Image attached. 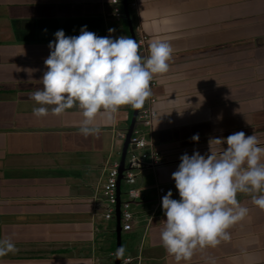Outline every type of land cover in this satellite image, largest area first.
Instances as JSON below:
<instances>
[{"label":"crops","instance_id":"crops-1","mask_svg":"<svg viewBox=\"0 0 264 264\" xmlns=\"http://www.w3.org/2000/svg\"><path fill=\"white\" fill-rule=\"evenodd\" d=\"M126 1L134 35L147 37L138 53L146 55L152 40L167 41L172 51L168 70L153 75L156 117L142 129L161 164L139 173L136 185L144 192L131 204L133 220L125 243L121 239L122 260L264 264V210L252 204V193H236L248 211L226 229L229 239L214 247L197 248L190 259L176 261L159 240L160 197L171 188L172 198L178 199L170 173L182 153L206 155L208 148L219 147L208 145L209 138L238 130L252 133L264 146V18L253 20L250 14L224 26L209 18L221 0ZM239 2L226 4L239 12ZM113 7L110 0H0V239L7 237L15 246L0 255V264H114L115 236L111 225L100 223L111 221L101 216L98 191L111 164L104 157L114 142L121 143V152L124 141L116 134L127 130L133 108L119 106L110 123L96 116L99 131L85 136L78 131L81 116L75 104L60 115L38 119L31 113L36 102L28 95L42 87L47 42L56 29L76 35L85 25L99 36L124 35L119 25L124 16H112Z\"/></svg>","mask_w":264,"mask_h":264},{"label":"clouds","instance_id":"clouds-1","mask_svg":"<svg viewBox=\"0 0 264 264\" xmlns=\"http://www.w3.org/2000/svg\"><path fill=\"white\" fill-rule=\"evenodd\" d=\"M52 36L43 59L46 68L39 78L42 87L28 94L36 102L31 113L38 119L49 113L60 115L75 104L81 116L78 131L85 136L99 131L96 116L110 123L121 105L141 108L151 95L153 75L169 67L172 47L165 40L149 42L147 54L142 56L135 41L138 35L113 39L81 25L76 35L56 29ZM197 138L198 134L191 136L193 141ZM209 142L219 147L208 148L206 155L193 150L179 156L170 173L178 199L172 198L171 188L160 197L164 218L159 240L176 261L190 259L197 248L214 247L221 239H229L226 229L248 211L236 199L237 192L252 193V204L264 210V146L257 137L238 130L225 137H211ZM111 222L115 224V220ZM14 250L10 239H0V255ZM123 250V245L118 246L119 264H124Z\"/></svg>","mask_w":264,"mask_h":264},{"label":"built area","instance_id":"built-area-1","mask_svg":"<svg viewBox=\"0 0 264 264\" xmlns=\"http://www.w3.org/2000/svg\"><path fill=\"white\" fill-rule=\"evenodd\" d=\"M114 6L112 9V16L116 18L123 17V10L121 0H110ZM136 43L138 50L143 48L147 41V37L139 32L136 37ZM156 86V80L152 78L150 81V89L152 90ZM154 98H146L144 104L137 111L136 122L131 131L128 139V145L126 148L123 171L119 174V160L111 163L107 167L104 182L101 188V198L103 200V212L101 214L104 220H115V206L117 200H119V216L121 232H128L131 229L133 220V213L131 211V204L135 201L142 199L144 189L137 186V178L139 173L155 168L161 164L160 154L157 151L149 150L150 146L147 143L146 137L143 135L142 129L150 128L154 118L156 117V111L152 105ZM130 107L128 105H125ZM127 130L118 132L116 138L124 141L126 139ZM120 154V153H119ZM120 176V191L117 198V181ZM122 186H124L122 192ZM163 188L158 189V193H162ZM124 196L122 200L121 197ZM129 258H125L123 263L128 264Z\"/></svg>","mask_w":264,"mask_h":264},{"label":"rangeland","instance_id":"rangeland-1","mask_svg":"<svg viewBox=\"0 0 264 264\" xmlns=\"http://www.w3.org/2000/svg\"><path fill=\"white\" fill-rule=\"evenodd\" d=\"M257 0H246L245 2L241 1L239 2V4L243 7V11H239L237 12L236 10H234V8H232L233 6H231L232 4H226L227 0H221L220 1V6L217 8V9H214L212 10V8L209 10V14L211 16H209V18L212 20V22L216 21V20H219L223 23L224 26H229V25H234L236 23H240V22H243V21H240L242 18H249V15L252 14L253 16L250 17L251 19L253 20H257L259 18H264V13L261 12L262 11V7H264L263 3L261 2L260 4L258 5H255L253 6V4H251L250 2H254L256 3ZM263 1V0H262ZM223 10V14L220 15V14H216L214 13L215 10ZM227 10H229L227 12ZM254 11V12H253ZM130 15H131V12L129 11ZM246 15H248L246 17ZM201 16V15H200ZM204 19L207 17L206 15H204ZM250 22V21H248ZM245 24H248L246 26H250L249 23H245ZM120 27L122 28V32L124 33V35H128L129 36V33H128V27H127V23L126 21L123 19L120 23H119ZM230 32H233L235 33L234 30H232L231 27H229L228 29ZM249 31L246 33L248 34ZM140 53L142 54L143 50L142 48L139 49ZM11 110V109H10ZM132 109H129L128 110V113H129V120L131 118V114H132ZM127 126V124H125ZM125 126V127H126ZM112 151L111 153H109L110 151H108L104 157V160L105 159H108L109 162L113 163V162H117L119 160V152H120V149H121V143H118V142H114V147H112ZM75 189V188H74ZM123 189H124V186H122V192H123ZM98 197L101 201L102 198L101 197V191L99 190L98 191ZM121 199L123 200L124 199V196L122 195ZM100 223L102 225H111V228H112V235L113 237L115 236V233H114V230H115V224L113 222H105V221H100ZM127 234L126 233H122L121 235V239H122V242L125 243L126 239H127ZM115 249V247H114ZM123 255V253H122ZM113 263V261H112ZM111 264V262H110Z\"/></svg>","mask_w":264,"mask_h":264},{"label":"water","instance_id":"water-1","mask_svg":"<svg viewBox=\"0 0 264 264\" xmlns=\"http://www.w3.org/2000/svg\"><path fill=\"white\" fill-rule=\"evenodd\" d=\"M122 6H123V12H124V19L127 23L128 29L130 36L135 39L134 32L131 26L130 18H129V13H128V6H127V1L126 0H121ZM138 52V51H137ZM137 111L138 109H133L132 111V116L130 120V124L127 128V133H126V139L123 142L122 145V150H121V155H120V163H119V174L123 171V165H124V158H125V153H126V148L128 145V139L130 137L131 131L134 127V124L136 122V116H137ZM120 176L118 177L117 181V198L119 197V182H120ZM120 216H119V200H117V204L115 206V241H116V246H115V257H114V264H119L120 263V254L117 253V248L118 246H121V230H120Z\"/></svg>","mask_w":264,"mask_h":264}]
</instances>
